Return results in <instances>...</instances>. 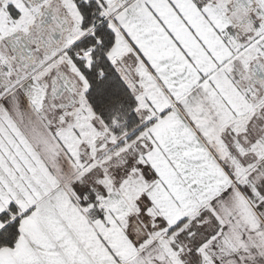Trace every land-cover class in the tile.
Returning a JSON list of instances; mask_svg holds the SVG:
<instances>
[{
    "label": "snow or ice",
    "instance_id": "6c2138e0",
    "mask_svg": "<svg viewBox=\"0 0 264 264\" xmlns=\"http://www.w3.org/2000/svg\"><path fill=\"white\" fill-rule=\"evenodd\" d=\"M0 264H264V0H0Z\"/></svg>",
    "mask_w": 264,
    "mask_h": 264
}]
</instances>
